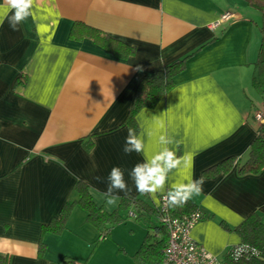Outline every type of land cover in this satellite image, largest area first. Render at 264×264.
Listing matches in <instances>:
<instances>
[{"label": "crops", "instance_id": "0c3cea01", "mask_svg": "<svg viewBox=\"0 0 264 264\" xmlns=\"http://www.w3.org/2000/svg\"><path fill=\"white\" fill-rule=\"evenodd\" d=\"M237 1L36 0L20 31L4 19L0 264H60L64 259L136 264L133 256L147 234L144 223L135 222L129 209L123 214L133 223L125 221L101 235L85 222L76 187L87 186L93 202L107 213L125 198L156 209L165 194L157 200L140 195L127 172L130 195L119 193L116 205H106L102 193L113 166L130 171L143 158L122 151L141 80L181 60L184 68L173 89L155 107L134 115V129L145 141L143 155L159 151V137L167 135L178 156L188 153L194 161L193 167L173 170L169 185L191 175L207 176L204 191L187 202L183 213L201 214L191 238L221 264L229 250L240 246L236 227L253 214L264 223V169L257 175L238 172L256 137L254 112L263 100L251 86L259 28L258 39L253 25L235 13ZM225 13L239 21L210 30ZM6 14L11 12L0 0V19ZM75 24L102 32L133 49V55L118 59L90 39L71 38ZM228 159L234 164L227 173L208 175ZM68 204L72 207L64 229L41 233ZM142 215L158 221L145 210Z\"/></svg>", "mask_w": 264, "mask_h": 264}, {"label": "trees", "instance_id": "16d2710c", "mask_svg": "<svg viewBox=\"0 0 264 264\" xmlns=\"http://www.w3.org/2000/svg\"><path fill=\"white\" fill-rule=\"evenodd\" d=\"M240 1H242L247 8L256 11L260 15L259 33L261 40L257 60L253 65L254 71L251 79V86L253 90L260 95L264 107V0ZM70 36L79 41L84 38L90 39L97 46L118 59H126L134 53L133 49L108 38L102 32L84 27L80 24H75L72 27ZM184 62L185 60L174 62L163 70L145 76L141 80L127 119L130 128H134V115L139 110L152 109L173 89L175 85L174 79L183 70ZM233 164L234 159H228L221 165L212 168L208 175L215 176L220 173H227ZM263 169L264 125H261L257 127L256 137L249 147L246 161L238 167V172L240 175H257ZM76 193L78 195L76 204L86 214L85 222L98 230L103 236H107L110 229L114 226L124 223L126 221V216L124 215L127 214L130 209L133 213L132 216H134V221L137 223L143 222L147 230L143 245L133 256L135 263L161 264L163 251L166 246V232L158 221L156 224L150 219L145 220L142 215V211L145 210L149 216L158 220L159 214L156 209L150 210L139 200L125 198L120 200L117 210L112 213H107L103 210L102 206H97L93 202L87 186L79 183L76 187ZM186 204L182 207L175 208L168 206V211L172 216L180 217L187 213H183ZM71 207L72 204L65 205L61 211L60 219L53 221V223L47 227H43L41 233L59 234L64 229ZM234 233L238 236L240 246L244 248V252L240 255L238 260L234 261L229 250L223 260V264H264V223L262 218L256 214L249 216L235 228ZM155 235L159 236L160 239H153ZM41 253L42 251H39V254ZM60 264L74 263L69 259H64Z\"/></svg>", "mask_w": 264, "mask_h": 264}, {"label": "clouds", "instance_id": "9594fccd", "mask_svg": "<svg viewBox=\"0 0 264 264\" xmlns=\"http://www.w3.org/2000/svg\"><path fill=\"white\" fill-rule=\"evenodd\" d=\"M36 0H5L11 15H5L0 19V25L4 19H7L9 27L13 31H20L21 24L32 14V8ZM14 10V11H12ZM138 71H143L142 66H137ZM160 150L150 157L143 155L145 151V141L142 134H138L136 129L129 128L125 137L123 153L130 156L133 153L142 155L141 161L137 162L129 171L120 166H113L106 178L107 188L102 193L105 197L106 205H116L122 197L130 195L132 188L125 178L127 172L128 178L134 183L135 190L140 195L151 196L157 200L159 194L164 193L169 207H182L191 198L200 195L204 191V185L207 182V176L201 174L199 177L188 176L183 182H173L169 185V174L180 167L190 168L194 166L193 158L190 154L177 155L170 145L172 139L167 135L159 137ZM98 182H103L102 177H95Z\"/></svg>", "mask_w": 264, "mask_h": 264}, {"label": "built area", "instance_id": "2783aa9c", "mask_svg": "<svg viewBox=\"0 0 264 264\" xmlns=\"http://www.w3.org/2000/svg\"><path fill=\"white\" fill-rule=\"evenodd\" d=\"M238 21L236 15L225 13L215 20L209 26V29L214 31L222 25H234ZM254 121L258 126L264 125L263 106L254 114ZM156 209L159 214L158 223L162 225L166 232V246L161 264H221L215 257L197 246L191 238L193 229L202 219L198 211L174 217L168 211L165 196L160 198ZM243 252L244 248L238 246L230 250V255L236 261Z\"/></svg>", "mask_w": 264, "mask_h": 264}, {"label": "rangeland", "instance_id": "374dc122", "mask_svg": "<svg viewBox=\"0 0 264 264\" xmlns=\"http://www.w3.org/2000/svg\"><path fill=\"white\" fill-rule=\"evenodd\" d=\"M234 11L237 15H239L242 19L243 22H247V24L253 25V32L256 34V36L259 39V33H258V28L260 26V15L256 13L255 11L247 8L243 2L237 1V7L234 8ZM257 94V93H255ZM257 97L260 98V95L257 94ZM256 110L254 114L257 112ZM126 221L129 223H133V220L130 221L131 219L125 217Z\"/></svg>", "mask_w": 264, "mask_h": 264}]
</instances>
